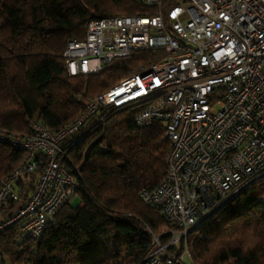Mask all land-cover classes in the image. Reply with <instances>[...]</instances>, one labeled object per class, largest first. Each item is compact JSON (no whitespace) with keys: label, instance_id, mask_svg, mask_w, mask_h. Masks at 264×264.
<instances>
[{"label":"built area","instance_id":"obj_1","mask_svg":"<svg viewBox=\"0 0 264 264\" xmlns=\"http://www.w3.org/2000/svg\"><path fill=\"white\" fill-rule=\"evenodd\" d=\"M126 1L152 12L89 20L83 39L65 44L67 74H97L137 51L159 54L97 95L76 98L80 114L57 131L35 121L25 136L0 131V142L25 152L0 179V233L18 223L22 239L38 240L78 187L62 162L66 149L110 112L135 107V125L157 123L169 143L163 179L138 197L171 236H153L138 264H183L188 232L264 175V0ZM34 172L24 204L4 217L8 200H22L18 182Z\"/></svg>","mask_w":264,"mask_h":264},{"label":"trees","instance_id":"obj_2","mask_svg":"<svg viewBox=\"0 0 264 264\" xmlns=\"http://www.w3.org/2000/svg\"><path fill=\"white\" fill-rule=\"evenodd\" d=\"M151 12L126 0H0V131L25 136L29 121L57 131L80 114L76 98H91L153 60L158 52L137 51L97 74L71 76L62 57L68 40L83 39L89 20ZM136 111L110 112L66 149L62 162L77 179V205L66 203L38 240L22 239L18 223L8 226L0 233V259L138 264L153 236L162 243L170 239L160 214L138 197L163 179L169 143L157 123L137 127ZM24 155L22 148L0 142V179ZM36 177L34 172L18 182L22 200H8L4 217L24 204ZM185 241L189 264H264V175L188 232ZM180 244L182 250L183 240Z\"/></svg>","mask_w":264,"mask_h":264},{"label":"rangeland","instance_id":"obj_3","mask_svg":"<svg viewBox=\"0 0 264 264\" xmlns=\"http://www.w3.org/2000/svg\"><path fill=\"white\" fill-rule=\"evenodd\" d=\"M77 203H78V198H77V197H74V198L71 199L70 202H69V204H70L71 206H75V205H77ZM166 230H167V226L164 224V225L162 226V231L165 232ZM182 262H183L184 264H189V263H190V262H189V258H188L186 255L183 257ZM0 264H8V262L5 261V260L0 259Z\"/></svg>","mask_w":264,"mask_h":264}]
</instances>
